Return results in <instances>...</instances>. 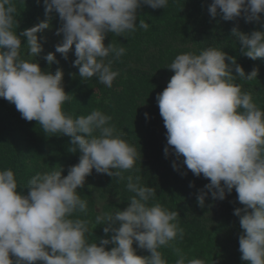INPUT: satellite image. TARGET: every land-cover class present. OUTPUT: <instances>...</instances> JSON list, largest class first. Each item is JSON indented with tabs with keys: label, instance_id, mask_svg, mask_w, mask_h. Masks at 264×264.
<instances>
[{
	"label": "clouds",
	"instance_id": "1",
	"mask_svg": "<svg viewBox=\"0 0 264 264\" xmlns=\"http://www.w3.org/2000/svg\"><path fill=\"white\" fill-rule=\"evenodd\" d=\"M43 5L46 18L18 33L17 0H0V98L14 104L26 121H37L46 135L70 137L69 151L80 156L67 175L62 167L38 171L23 187L11 168L0 169V264H169L163 248L177 257L174 264H206L177 246L185 236L178 211L158 202L156 188L132 174L141 152L101 109L79 116L66 112L63 106L72 97L64 88L63 69L42 70L37 60L46 39L38 33L52 27L55 12L62 21L56 35L62 39L44 59L59 64L55 53L67 60L74 46L72 65L82 81L95 78L111 88L120 75L113 65L126 48L106 46V36L148 30L144 19L137 23L139 10L144 5L165 9L169 0H43ZM208 12L225 21L262 23L264 0H212ZM231 36L244 56L264 58V30L245 33L237 25ZM167 67L174 74L156 96L166 128L165 156H182L193 175L209 181L196 196L201 208L209 194L224 200L235 190L243 205L234 209L243 230L240 258L264 264V110L237 83L257 78L258 68L246 74L236 57L215 46L177 54ZM173 167L179 165L174 161ZM93 169L126 181L131 193L126 208L100 212L94 222L83 218L88 200L78 191ZM93 223L103 226V237L93 238Z\"/></svg>",
	"mask_w": 264,
	"mask_h": 264
},
{
	"label": "trees",
	"instance_id": "2",
	"mask_svg": "<svg viewBox=\"0 0 264 264\" xmlns=\"http://www.w3.org/2000/svg\"><path fill=\"white\" fill-rule=\"evenodd\" d=\"M211 3L212 0H169L165 9L144 5L139 10L137 23L139 18L144 19L150 24L148 30H138L127 37L109 33L104 41L106 46L113 42L126 48V54L113 65L120 75L111 88L98 83L95 78L82 81L78 68L72 65L74 46L67 60L62 54L55 53L59 64L49 65L44 59L48 52H55L56 44L62 39V34L56 35L62 21L55 12L52 13V27L38 33L46 39L41 41L43 51L37 60L42 70L63 69L64 88L72 97L63 106L66 112L79 116L101 109L112 117L111 123L124 138L141 152V160L136 164L138 171L134 169L132 174L140 175L143 183L156 188L158 202L178 211L185 236L177 246L189 258H203L206 264H248L240 258L238 238L243 230L234 209L243 205L236 199L235 190L224 200H213L209 194L205 207L198 205L197 193L209 181L202 175H193L183 164L182 156L178 159L173 153L165 156L166 128L156 102L157 94L174 74L167 66L177 54L199 53L208 46H215L236 57L246 74L258 68L257 78L237 80V83L242 91L251 93L254 103L264 110V58L252 60L244 56L239 43L231 36V29L237 25L245 33L264 30V13L261 14L262 23H246L243 18L225 21L219 16H210L208 6ZM45 18L43 0H17L18 33ZM22 43H26V38H22ZM22 51L26 49L22 48ZM69 147L70 137L46 135L37 121H26L14 104L0 98V169L11 168L19 186H25L36 172L53 167H62V174L67 175L69 166L78 163L80 156L78 150L73 153ZM174 161L179 165L178 169H174ZM17 190L21 191L20 188ZM22 191L27 194L28 189ZM78 191L88 200L89 212L83 218L93 222L100 212L122 210L130 203L127 197L131 193L126 190V181L98 174L95 169ZM95 196L105 199L101 210L97 209ZM90 227L96 226L93 223ZM104 235L102 225L93 229V238ZM161 251L169 264H174L177 257L172 251L168 248ZM137 254L149 253L137 249Z\"/></svg>",
	"mask_w": 264,
	"mask_h": 264
},
{
	"label": "rangeland",
	"instance_id": "3",
	"mask_svg": "<svg viewBox=\"0 0 264 264\" xmlns=\"http://www.w3.org/2000/svg\"><path fill=\"white\" fill-rule=\"evenodd\" d=\"M95 199H96V206H97V209L98 210H101V207L103 205V203L105 202V199L104 198H101L99 196H95ZM114 211V210H113Z\"/></svg>",
	"mask_w": 264,
	"mask_h": 264
}]
</instances>
